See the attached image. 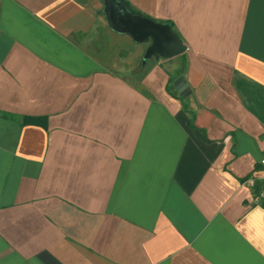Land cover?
Instances as JSON below:
<instances>
[{"label":"crops","instance_id":"obj_1","mask_svg":"<svg viewBox=\"0 0 264 264\" xmlns=\"http://www.w3.org/2000/svg\"><path fill=\"white\" fill-rule=\"evenodd\" d=\"M127 1L183 71L102 0H0V264H264V0Z\"/></svg>","mask_w":264,"mask_h":264},{"label":"water","instance_id":"obj_2","mask_svg":"<svg viewBox=\"0 0 264 264\" xmlns=\"http://www.w3.org/2000/svg\"><path fill=\"white\" fill-rule=\"evenodd\" d=\"M102 1V12L112 30L129 33L139 42L149 41L142 55V61L152 57L169 58L185 51L186 45L169 23L130 10L124 0ZM172 83L180 95L185 97L190 93L184 73L176 76Z\"/></svg>","mask_w":264,"mask_h":264},{"label":"trees","instance_id":"obj_3","mask_svg":"<svg viewBox=\"0 0 264 264\" xmlns=\"http://www.w3.org/2000/svg\"><path fill=\"white\" fill-rule=\"evenodd\" d=\"M124 1H125V2H128L127 0H124ZM133 10H134V9H133ZM134 11H136V10H134ZM181 55H182L183 62H182V65H181L180 70L183 71V69H184V64H183V63H184V58H185V57H184V53H182ZM166 88H167V90H168L170 93H172L174 96L180 98V100H181V102H182V105H183L184 109H185V110H188V111L190 112V115H191V117H190V124H192V121H191V120H193V118H194V111L191 110V109H189L187 98H185L184 96L180 95V93H179L178 91H176V90L173 88V85H172V77H170V78L168 79V83H167ZM261 203L264 205V201H262Z\"/></svg>","mask_w":264,"mask_h":264},{"label":"built area","instance_id":"obj_4","mask_svg":"<svg viewBox=\"0 0 264 264\" xmlns=\"http://www.w3.org/2000/svg\"><path fill=\"white\" fill-rule=\"evenodd\" d=\"M259 164L264 169V156L259 159ZM254 200L262 202L264 201V176L258 185L257 189L254 190Z\"/></svg>","mask_w":264,"mask_h":264},{"label":"rangeland","instance_id":"obj_5","mask_svg":"<svg viewBox=\"0 0 264 264\" xmlns=\"http://www.w3.org/2000/svg\"><path fill=\"white\" fill-rule=\"evenodd\" d=\"M137 42V41H136ZM141 43H143L142 41H141ZM127 48V47H126ZM143 54H141V56H142ZM124 75H126V76H128V77H131V72L130 71H126V72H124Z\"/></svg>","mask_w":264,"mask_h":264}]
</instances>
